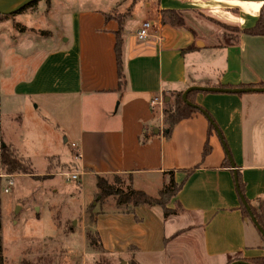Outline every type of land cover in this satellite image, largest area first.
I'll return each instance as SVG.
<instances>
[{
	"label": "crops",
	"instance_id": "crops-1",
	"mask_svg": "<svg viewBox=\"0 0 264 264\" xmlns=\"http://www.w3.org/2000/svg\"><path fill=\"white\" fill-rule=\"evenodd\" d=\"M217 2L226 3L232 19H223L240 30L255 25L264 4V0ZM118 4L113 0H40L27 14L51 17L59 8L58 40L49 31L27 32L21 22L17 24L22 28L13 26L6 32L15 45L30 33L49 42L33 79L23 85L36 98L64 104L67 114L61 113L59 123L66 129L71 121L77 158L72 165L52 157L58 165L74 166L81 183L86 177L132 175L134 188L148 193L152 184L168 183L172 172L174 181L182 184L169 205L178 210L177 215L165 219L160 208L144 206L133 214L99 213L90 229L98 233L104 253L87 252L83 231L82 248L64 243L68 260L78 257L86 264L103 256L110 264L132 260L138 264H228L264 258V238L243 216L235 182V176H240L244 198L255 207L264 205V94L199 92L194 96L199 111L176 125L169 137L162 109L152 106L155 98L162 97L167 104L174 94L190 87L261 88L264 37L237 33L229 43L223 40L199 47L202 35L195 28L205 23L203 11L188 7L185 0L138 1L128 19L144 5L151 16L124 24L120 79L115 54ZM162 10L178 12L186 28L163 24ZM67 19L69 35L63 31ZM143 22L153 23V29L146 41H138L136 33ZM190 47L196 49L190 51L189 65L186 50ZM207 56L211 61L202 64ZM145 133L151 137L142 143ZM206 142L211 151L204 157ZM226 159L229 165H224ZM195 244H199L197 254Z\"/></svg>",
	"mask_w": 264,
	"mask_h": 264
},
{
	"label": "rangeland",
	"instance_id": "rangeland-1",
	"mask_svg": "<svg viewBox=\"0 0 264 264\" xmlns=\"http://www.w3.org/2000/svg\"><path fill=\"white\" fill-rule=\"evenodd\" d=\"M114 1L120 2L116 5L120 13H116L115 18H125L124 24L126 22L136 24V21L140 22L143 17L151 16L144 5L143 8L132 12V19H128L133 4L146 0ZM185 1L189 3L188 7L195 5L193 8L203 11L202 16L199 15L203 17L205 23L199 30L198 27L195 28L202 35L197 46L213 45L223 40L229 43L234 40L237 34L234 22L223 19L231 18L228 16L226 3L217 0ZM123 3L128 6L125 12ZM35 8L36 6L9 16L3 21L5 25L0 27V148L5 143L12 145L18 157L29 159L34 169L32 177L7 175L0 166L4 264H82V259L78 257L68 260L65 244L82 248L80 243L82 240L79 237L83 236V231L87 232L90 229L91 220L99 213L114 210V202L112 200L105 202L103 208L97 205L96 181L92 177L84 178L81 183V177L78 181H70L63 176L67 173L71 175L78 173L74 166L63 168L55 159L50 163L51 169L47 167L50 165L48 158L52 157L74 165L77 146L71 121L66 124L67 130L59 123V119L63 118L61 113L67 114L64 104L51 99L36 98L28 93L27 86L23 85L33 79L47 52L49 42L45 39L37 40L30 33L19 42V45H15L12 37H8L6 33L13 26L22 28L21 24H17L21 22L24 23L27 32H31L32 29L49 31L54 33V40H58L60 34L55 28L60 25L57 18L61 12L59 8L55 9L56 13L53 12L51 17L27 14ZM236 13L238 16V11ZM19 16H21L19 20L15 18ZM63 31L68 35L71 33L70 19H67V27ZM191 54L187 52L189 65ZM204 58L202 64H207L208 60L212 59L209 56ZM174 102L175 98L172 97L170 102L163 103L161 107L163 117ZM87 111L90 112V109ZM121 177L127 186L135 187L132 175ZM162 187L163 185L157 183L152 184L148 188V193L158 196ZM71 234L74 236L65 238V241L64 237ZM195 249L197 254L199 244H195ZM87 250L91 253L88 245ZM95 260L86 264H110L106 257ZM194 261L196 263V260ZM124 263L123 261L118 264Z\"/></svg>",
	"mask_w": 264,
	"mask_h": 264
},
{
	"label": "trees",
	"instance_id": "trees-1",
	"mask_svg": "<svg viewBox=\"0 0 264 264\" xmlns=\"http://www.w3.org/2000/svg\"><path fill=\"white\" fill-rule=\"evenodd\" d=\"M40 1V0H39ZM49 1V0H46ZM38 2V1H37ZM37 2L32 3L30 6L25 8H33L37 5ZM9 16H1L0 15V23H2ZM116 17V16H115ZM126 17V16H124ZM119 25V31L116 35V43H115V54L118 65V73L119 78H122V48L124 42V19L115 18ZM161 22L163 24H168L173 27L186 28L185 20L181 17V15L175 10H162L161 11ZM237 33H245L251 36H260L264 37V4L262 5L259 15L256 19L255 25L252 28L240 30L238 28L235 29ZM196 47H190L186 51L190 52L195 50ZM121 87V82H120ZM225 87V86H222ZM243 86H241L242 88ZM264 88V85L260 86ZM232 88V87H231ZM245 88V87H243ZM198 91H193L188 95V101L194 106H190L186 104L183 99V93L174 94L175 102L170 110L165 112L164 117V126H165V135L169 137L172 130L176 125H178L181 121L188 119L192 116V114L197 113L199 108L196 106L194 101V96L198 94ZM212 127L210 126V131ZM151 136L147 133L141 138L142 143L146 142ZM211 151V148L206 142V146L204 148V157L208 155ZM56 158L48 159L49 164L54 162ZM224 165H229L228 160L226 159ZM0 166L6 171L7 175H26V176H34V170L32 167V163L30 160H24L23 158H19L18 155L14 152L11 146H1L0 148ZM63 168H71L68 165H62ZM48 169H51V164L48 166ZM170 179L168 183H164L163 187L159 191L158 196L151 195L143 190L136 189L132 186H127L124 179L121 175H108V176H96V203L103 208L105 206V202L112 200L114 202V210L118 213H126L133 214L134 210L139 206H144L148 208H160L163 212L164 218H168L172 215H177L178 210L170 209L169 205L176 198L178 192L180 191L182 184L179 185L174 181L173 173H168ZM132 180V179H131ZM239 192L242 196H245V185L240 176L237 179ZM1 183L2 180L0 178V264H4V255H3V246H2V201H1ZM246 199V198H245ZM246 202L250 205L253 216L256 218L259 226L264 230V205L259 204L258 207H255L251 204L249 200L246 199ZM176 205V202H174ZM179 207V206H178ZM177 208V206H176ZM241 210L243 216L250 220V216L245 209L244 205L241 206ZM95 218L91 220L94 223ZM182 231L177 232L173 237H177L180 235ZM86 242L88 248L97 254L104 253L102 250V246L100 243V237L98 233L92 229H89L85 234ZM167 242V240L165 241ZM104 258L103 256H101ZM236 261L241 260H233L228 264H231ZM243 262L250 264H264V258L252 261L242 260ZM103 263V261L101 262ZM128 264H138L135 261H130Z\"/></svg>",
	"mask_w": 264,
	"mask_h": 264
},
{
	"label": "water",
	"instance_id": "water-1",
	"mask_svg": "<svg viewBox=\"0 0 264 264\" xmlns=\"http://www.w3.org/2000/svg\"><path fill=\"white\" fill-rule=\"evenodd\" d=\"M39 0H0V15L1 16H11L15 15L21 11H23L25 8L30 6L32 3L37 2ZM193 91H198V92H209V93H224V94H234V95H239V94H252V93H258V94H264V88H206V87H190L188 88L182 95L183 101L190 105L194 106L188 101V95L193 92ZM204 113V112H203ZM208 117V116H207ZM210 123L213 125L214 129L217 130V126L214 124L213 120L209 118ZM5 147L6 145H2ZM226 154L228 156L229 161L232 164V167L234 168L235 165L232 161L231 156L228 153V150L226 151ZM237 177L235 176V182H236V187L238 188V183H237ZM240 193V192H239ZM241 201L247 210L251 222L254 224V226L257 228V230L261 233L262 237L264 238V230L259 226L256 218L253 216L250 205L246 202L244 196L240 194ZM125 264V263H124ZM231 264H250L246 263L243 261H236Z\"/></svg>",
	"mask_w": 264,
	"mask_h": 264
},
{
	"label": "built area",
	"instance_id": "built-area-1",
	"mask_svg": "<svg viewBox=\"0 0 264 264\" xmlns=\"http://www.w3.org/2000/svg\"><path fill=\"white\" fill-rule=\"evenodd\" d=\"M153 29V23L151 22H143L140 26V28L138 29L137 33H136V38L138 39V41H146L149 36H150V32ZM164 103L163 98H155L152 101V106H160V108L162 107ZM63 176L67 177L70 181H78L80 176L79 173L73 174L71 175V173H67L64 174ZM5 192H8V188L5 189Z\"/></svg>",
	"mask_w": 264,
	"mask_h": 264
}]
</instances>
